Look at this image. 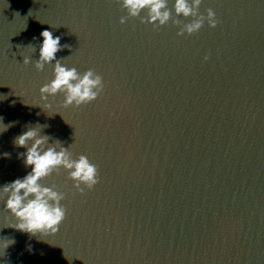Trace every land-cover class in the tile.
Instances as JSON below:
<instances>
[{"label":"water","instance_id":"obj_1","mask_svg":"<svg viewBox=\"0 0 264 264\" xmlns=\"http://www.w3.org/2000/svg\"><path fill=\"white\" fill-rule=\"evenodd\" d=\"M209 7L215 28L177 36L171 21L121 24L117 0H0V116L16 122L0 133V184L28 170L13 140L37 122L99 171L83 194L63 169L42 181L66 194L52 235L8 226L0 202V243L15 240L0 264H264V0ZM44 28L70 46L64 63L103 77L96 100L33 105L52 66L23 56L39 58Z\"/></svg>","mask_w":264,"mask_h":264},{"label":"clouds","instance_id":"obj_2","mask_svg":"<svg viewBox=\"0 0 264 264\" xmlns=\"http://www.w3.org/2000/svg\"><path fill=\"white\" fill-rule=\"evenodd\" d=\"M126 15L120 17V23L129 18H139L141 23L151 24L158 28L168 24L178 26L177 36L192 35L200 31L207 23L215 28L219 23L215 10L211 7L200 11L203 0H117ZM171 3V7L169 4ZM184 18L187 22H182ZM190 18V19H189ZM39 58L32 60L28 55L23 56V64L33 63L37 71H42L45 65L52 66V78L39 88L40 100L43 103L33 104L41 107L47 114L52 108L48 97L57 93L63 94L62 106L68 107L88 104L98 98L104 88L103 77L93 68L83 72L75 66L64 63V57H57V53L66 47L61 44V36H54L52 31L44 28L39 33ZM33 39H36L35 37ZM35 46L29 44L27 47ZM205 60L208 56L205 55ZM7 97L0 94V101ZM10 103L14 104L15 101ZM55 113V112H54ZM53 114V113H52ZM51 114V115H52ZM49 115V114H48ZM15 121L5 124L0 116V133L6 131ZM47 124L37 122L28 126L25 131L14 137L16 147L23 148L17 153L22 158L25 169L22 177L0 184V202L4 212L16 221L8 226L34 237L55 234L66 216V206L62 203L65 193L59 191L55 184L46 185L42 181L63 169L67 178L73 182V187L81 194L85 189L91 190L99 183L98 166L85 154L73 155L69 146L46 134ZM7 157L10 153L2 154ZM15 240L0 243V248H7ZM29 251L32 246L27 245Z\"/></svg>","mask_w":264,"mask_h":264}]
</instances>
